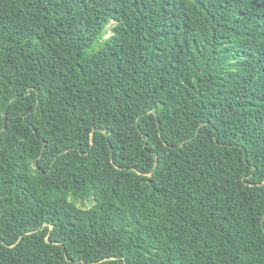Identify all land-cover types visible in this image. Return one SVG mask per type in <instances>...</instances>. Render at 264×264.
<instances>
[{
  "label": "trees",
  "instance_id": "16d2710c",
  "mask_svg": "<svg viewBox=\"0 0 264 264\" xmlns=\"http://www.w3.org/2000/svg\"><path fill=\"white\" fill-rule=\"evenodd\" d=\"M0 264H264V0H0Z\"/></svg>",
  "mask_w": 264,
  "mask_h": 264
},
{
  "label": "water",
  "instance_id": "95a60500",
  "mask_svg": "<svg viewBox=\"0 0 264 264\" xmlns=\"http://www.w3.org/2000/svg\"><path fill=\"white\" fill-rule=\"evenodd\" d=\"M48 241V240H47Z\"/></svg>",
  "mask_w": 264,
  "mask_h": 264
}]
</instances>
